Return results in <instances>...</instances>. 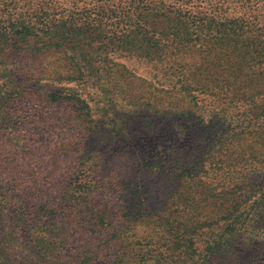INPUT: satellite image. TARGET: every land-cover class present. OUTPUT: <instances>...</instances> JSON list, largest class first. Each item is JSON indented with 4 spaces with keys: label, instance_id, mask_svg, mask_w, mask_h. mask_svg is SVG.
Here are the masks:
<instances>
[{
    "label": "trees",
    "instance_id": "trees-1",
    "mask_svg": "<svg viewBox=\"0 0 264 264\" xmlns=\"http://www.w3.org/2000/svg\"><path fill=\"white\" fill-rule=\"evenodd\" d=\"M155 93L201 136L139 158ZM28 256L264 264V0H0V264Z\"/></svg>",
    "mask_w": 264,
    "mask_h": 264
},
{
    "label": "rangeland",
    "instance_id": "rangeland-1",
    "mask_svg": "<svg viewBox=\"0 0 264 264\" xmlns=\"http://www.w3.org/2000/svg\"><path fill=\"white\" fill-rule=\"evenodd\" d=\"M52 59H47L45 62H52ZM124 63L136 66L141 71L146 70V64L143 62H134L123 60ZM157 100L162 99L164 102V113L157 115L155 112H149L143 106H132L127 112L128 127L124 132L125 136L122 141L126 142L127 148L139 157L150 158L160 156L170 148L188 146L194 141V134L201 136L197 129L188 128V123L184 117L174 115L182 113L184 105L175 97L163 95V93H155ZM127 110V108H126ZM170 112V114H168ZM17 236H25L18 234ZM17 250L13 253L16 254ZM22 258H25V255ZM17 255V256H19ZM24 264H34L30 258ZM31 259V260H30Z\"/></svg>",
    "mask_w": 264,
    "mask_h": 264
}]
</instances>
